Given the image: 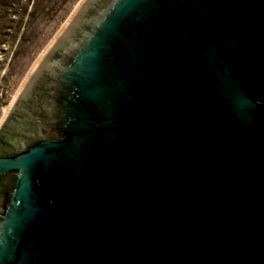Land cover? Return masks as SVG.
I'll return each instance as SVG.
<instances>
[{
	"label": "water",
	"instance_id": "95a60500",
	"mask_svg": "<svg viewBox=\"0 0 264 264\" xmlns=\"http://www.w3.org/2000/svg\"><path fill=\"white\" fill-rule=\"evenodd\" d=\"M7 122L0 264H264V0H85Z\"/></svg>",
	"mask_w": 264,
	"mask_h": 264
},
{
	"label": "rangeland",
	"instance_id": "374dc122",
	"mask_svg": "<svg viewBox=\"0 0 264 264\" xmlns=\"http://www.w3.org/2000/svg\"><path fill=\"white\" fill-rule=\"evenodd\" d=\"M85 0H0V125Z\"/></svg>",
	"mask_w": 264,
	"mask_h": 264
},
{
	"label": "flooded vegetation",
	"instance_id": "af4514ba",
	"mask_svg": "<svg viewBox=\"0 0 264 264\" xmlns=\"http://www.w3.org/2000/svg\"><path fill=\"white\" fill-rule=\"evenodd\" d=\"M9 116V113L7 114V116L4 118V120L2 121L1 125H0V147L4 144L5 140H6V132H7V126H8V122L7 118Z\"/></svg>",
	"mask_w": 264,
	"mask_h": 264
}]
</instances>
